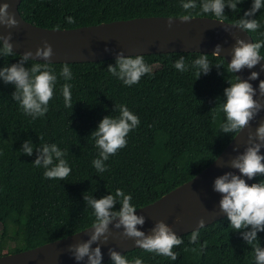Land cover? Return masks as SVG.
<instances>
[{
	"label": "trees",
	"instance_id": "16d2710c",
	"mask_svg": "<svg viewBox=\"0 0 264 264\" xmlns=\"http://www.w3.org/2000/svg\"><path fill=\"white\" fill-rule=\"evenodd\" d=\"M187 0H21L22 17L48 28H75L143 16H181ZM193 16L200 14L203 0H195ZM253 0H242L240 10L225 7L224 20L236 22L251 8ZM72 17L74 23H68ZM260 28L250 33L254 42L264 41V8L255 14ZM264 56V47L260 49ZM207 55L211 70L196 77L192 62ZM184 57L188 70L180 72L173 64ZM135 57V55L133 56ZM151 73L128 86L108 72L116 58L91 62H46L57 76L48 112L35 120L12 99L15 88L0 80V255L30 249L66 237L92 225L93 210L84 195L101 198L117 188L131 194L138 209L192 179L210 165L235 137L224 134L220 113L228 81L236 73L227 71L222 56L205 52H168L143 55ZM19 54L0 57V67L16 63ZM67 63L72 79L65 80L61 69ZM216 65H222L218 68ZM65 83L71 85L72 108H66L62 95ZM117 105H125L137 115L140 124L127 136L126 147L105 161L107 171L97 173L92 161L99 149L90 133L105 116L118 117ZM43 135V140L39 136ZM25 140L32 142V156L21 150ZM43 143H55L66 152L71 168L66 180L47 179L45 169L36 167V150ZM264 180L257 175L252 183ZM118 210L119 204L116 205ZM226 217L199 229L196 243L191 232L179 235L183 243L173 251L177 260L136 248L122 253L129 261L142 264H255L254 254L240 232L233 231ZM264 247V232L257 234ZM187 248V251L184 249ZM195 249V251H193ZM102 264H112L110 258Z\"/></svg>",
	"mask_w": 264,
	"mask_h": 264
},
{
	"label": "clouds",
	"instance_id": "9594fccd",
	"mask_svg": "<svg viewBox=\"0 0 264 264\" xmlns=\"http://www.w3.org/2000/svg\"><path fill=\"white\" fill-rule=\"evenodd\" d=\"M242 0H203L200 5V14L211 13L215 20L222 22L227 6L233 12L240 10L238 4ZM184 14L180 16L182 22L193 19L191 10L197 7L195 0H187L182 3ZM10 4L5 0L0 3V26L9 29L16 27L18 21L14 13L9 11ZM264 8V0H253L250 9L244 12L233 26L238 27L246 33H252L260 28V23L255 19V14ZM173 18H168V27L172 26ZM68 23H74L72 17L67 18ZM11 32L0 33V57L17 54L13 50ZM264 47V41L247 42L242 38L236 39L232 47L231 60L227 64L229 73H239L245 68L253 69L260 61L264 60L260 49ZM221 45H216L214 54L221 56ZM53 55L51 44L44 42L43 47H38L35 57L49 61ZM33 53L26 51L19 54L16 63L0 67V80L5 84L14 86L12 99L19 103L20 108L26 115L35 120L43 117L48 112V105L54 95V88L57 76L49 69L48 64L33 63L31 67L26 64L32 59ZM207 55H201L192 62L196 69L197 78L201 74L207 75L211 70ZM218 68L222 65H216ZM173 67L185 72L188 65L181 56L173 64ZM264 67V65H262ZM108 72L123 81L125 85L131 86L139 83L142 76L151 73L152 69L145 63L143 55L135 57L125 56L122 52L117 54L115 65L109 64ZM60 75L67 81L72 79V72L65 63ZM259 79V73L252 71L247 79H241L237 75L235 82L229 80L228 87L223 91L224 101L220 103L213 115L215 121L220 113L225 119L220 123L219 128L224 134H235V137L256 118L261 110H264V101L256 99L257 89L250 81ZM259 95L264 97V80L259 81ZM62 95L66 108H72L71 85L65 83L62 87ZM120 115L103 117L95 130L90 135L99 149V157L92 161L97 173L107 171L105 161L114 156L120 149L126 147L128 134L140 124L139 117L133 114L125 105H117ZM43 135L39 140H43ZM264 148V122H261L255 133H248L247 146L243 152H239L229 163L230 168L237 169L239 174L233 171H226L217 176L214 180L213 190L220 194L219 208L226 214L233 231L240 232L243 240L249 245L254 254L255 264H264V247L260 245L258 232H264V180L249 185L243 177L253 179L257 175L264 176V155L261 154ZM34 146L31 141L25 140L21 150L24 154L32 156ZM36 159L33 161L36 167L45 169L43 175L47 179L66 180L70 175L71 168L66 159V152L61 150L55 143H43L41 147L35 148ZM131 194L119 188L114 194H107L101 198L84 195L87 206L93 210L94 220L92 221L89 238L82 242L69 245V252L76 261H85L86 264H102V252L100 245L107 243L114 233L110 231L109 225L117 230L124 239H132L138 248L146 252L165 256L171 260H177L178 254L173 248L181 245L183 240L163 220L157 221L149 233L141 230L146 222L143 215L137 214V208L131 203ZM119 204L117 210L116 205ZM140 226V227H138ZM205 226L203 219L199 220L198 227L191 232L190 243H196L199 237V229ZM96 245L93 247V245ZM188 249L185 248L184 251ZM195 251V249H193ZM109 256L112 264H142L139 258L129 261L124 255L113 248H109Z\"/></svg>",
	"mask_w": 264,
	"mask_h": 264
},
{
	"label": "water",
	"instance_id": "95a60500",
	"mask_svg": "<svg viewBox=\"0 0 264 264\" xmlns=\"http://www.w3.org/2000/svg\"><path fill=\"white\" fill-rule=\"evenodd\" d=\"M4 2L0 0V3ZM7 2L18 25L11 29L0 26V33L6 35L11 32L10 42L14 52L22 54L31 51L32 59L40 61L43 59L35 57L36 49L43 47L47 41L52 46L53 55L46 62L101 61L116 58L121 52L125 56L191 51L214 54L218 44L222 46L220 55L230 62L236 39L254 42L250 33L231 25L234 22L224 19L220 22L215 20L216 17L209 16H193L188 22H182L180 16H143L75 28H48L28 22L22 17L19 10L21 0ZM169 17L173 18L171 27H168ZM262 65L264 60L253 69L245 68L236 74L241 79H247L252 71H257L259 79L250 83L257 89L255 98L264 101L258 89L259 81L264 80ZM261 122H264V110L205 169L154 202L138 208L137 214L146 218L141 230L147 234L157 221L163 220L179 236L196 229L201 219L207 226L226 217L219 208L221 196L213 190L214 180L226 171L239 174L237 169L229 166L230 160L237 155L234 148L243 152L247 146L248 133H255ZM261 154L264 155V148H261ZM243 178L251 185L255 177ZM89 227L30 249L0 255V264H86L87 258L79 262L74 259L69 252V245L87 240L91 232ZM109 228L114 235L109 237L107 243L100 245L102 261L110 258L109 248L121 254L138 248L132 239L119 236L122 229L117 230L112 225Z\"/></svg>",
	"mask_w": 264,
	"mask_h": 264
}]
</instances>
